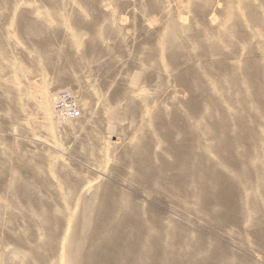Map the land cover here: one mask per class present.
<instances>
[{
    "label": "rangeland",
    "instance_id": "374dc122",
    "mask_svg": "<svg viewBox=\"0 0 264 264\" xmlns=\"http://www.w3.org/2000/svg\"><path fill=\"white\" fill-rule=\"evenodd\" d=\"M0 264H264V0H0Z\"/></svg>",
    "mask_w": 264,
    "mask_h": 264
},
{
    "label": "built area",
    "instance_id": "2783aa9c",
    "mask_svg": "<svg viewBox=\"0 0 264 264\" xmlns=\"http://www.w3.org/2000/svg\"><path fill=\"white\" fill-rule=\"evenodd\" d=\"M54 113L59 121L77 120L82 117L81 107L73 93L62 90L53 97Z\"/></svg>",
    "mask_w": 264,
    "mask_h": 264
}]
</instances>
